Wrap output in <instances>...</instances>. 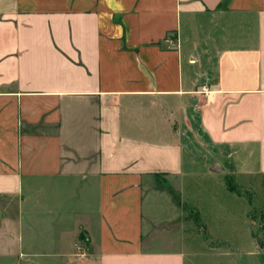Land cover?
<instances>
[{
  "label": "crops",
  "instance_id": "crops-1",
  "mask_svg": "<svg viewBox=\"0 0 264 264\" xmlns=\"http://www.w3.org/2000/svg\"><path fill=\"white\" fill-rule=\"evenodd\" d=\"M225 161L264 180V0H0V264H201Z\"/></svg>",
  "mask_w": 264,
  "mask_h": 264
},
{
  "label": "rangeland",
  "instance_id": "rangeland-1",
  "mask_svg": "<svg viewBox=\"0 0 264 264\" xmlns=\"http://www.w3.org/2000/svg\"><path fill=\"white\" fill-rule=\"evenodd\" d=\"M223 166V175L234 174L227 161ZM194 167L198 168L199 163ZM196 179L189 180L185 211L197 260L201 264H264V180L255 187H240V199L228 190L222 178L213 183L207 182L208 178L199 183ZM245 222L253 227L251 235Z\"/></svg>",
  "mask_w": 264,
  "mask_h": 264
},
{
  "label": "trees",
  "instance_id": "trees-1",
  "mask_svg": "<svg viewBox=\"0 0 264 264\" xmlns=\"http://www.w3.org/2000/svg\"><path fill=\"white\" fill-rule=\"evenodd\" d=\"M226 184L229 190L238 192L239 191V185L234 179V175L232 176H225Z\"/></svg>",
  "mask_w": 264,
  "mask_h": 264
}]
</instances>
